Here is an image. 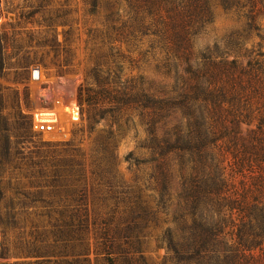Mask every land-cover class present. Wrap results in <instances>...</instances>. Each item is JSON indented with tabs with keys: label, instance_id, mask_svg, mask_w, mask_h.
I'll list each match as a JSON object with an SVG mask.
<instances>
[{
	"label": "rangeland",
	"instance_id": "rangeland-1",
	"mask_svg": "<svg viewBox=\"0 0 264 264\" xmlns=\"http://www.w3.org/2000/svg\"><path fill=\"white\" fill-rule=\"evenodd\" d=\"M107 13L104 2L93 7L90 0H0V213L29 216L39 225L31 228L29 219L21 220L7 238L0 226V252L3 242L10 248L0 264H35V258L16 255L13 246L27 245L31 234L36 244L47 238L46 250L57 252L54 224L71 212V199L86 198L89 214L100 225L110 222L116 236L124 233L131 207L134 212L136 203L154 204L158 198L142 184L148 171L138 163L148 141L143 108L129 96L116 94L122 100L115 102L114 93L101 89L177 100L198 73L219 68L230 32L244 21L216 6L211 22L179 40L148 23L107 19ZM257 23L264 32V7ZM259 41L253 34L244 47L264 52ZM233 57L230 52L227 59ZM79 88L84 98H93L91 104L79 103ZM48 94L77 104L80 114L73 119L59 106L54 132L37 133L31 112ZM181 114L174 109L167 124H177ZM165 226H150L141 242L154 264L167 256L160 240ZM89 238L94 241L92 231Z\"/></svg>",
	"mask_w": 264,
	"mask_h": 264
},
{
	"label": "trees",
	"instance_id": "trees-1",
	"mask_svg": "<svg viewBox=\"0 0 264 264\" xmlns=\"http://www.w3.org/2000/svg\"><path fill=\"white\" fill-rule=\"evenodd\" d=\"M90 1L93 7L106 4L107 19L148 23L179 40L211 22L216 6L244 21L230 32L229 50L219 68L198 73L177 100L157 98L148 91H141L139 98L101 89L114 93L115 102L129 96L135 107L143 108L148 141L146 157L138 163L148 171L142 184L158 200L154 204L146 200L140 207L136 203L134 212L131 207V216L122 223L124 233L116 236L110 234V222L100 225L89 214L86 198L71 199L67 204L71 212L54 224L53 247L59 250H46L47 238L36 244L29 234L27 245L16 247L13 242L16 255L35 258V264H154L144 256L141 242L150 226L162 222L167 224L160 236L167 256L161 264H264V52L244 47L253 34L261 40L259 47L264 42L257 23L264 0ZM92 99L84 98L79 88L80 104H91ZM176 108L182 120L169 126L166 119ZM24 219L31 228L39 227L29 216L0 213L3 236L7 238ZM9 250L3 242L1 257Z\"/></svg>",
	"mask_w": 264,
	"mask_h": 264
},
{
	"label": "built area",
	"instance_id": "built-area-1",
	"mask_svg": "<svg viewBox=\"0 0 264 264\" xmlns=\"http://www.w3.org/2000/svg\"><path fill=\"white\" fill-rule=\"evenodd\" d=\"M33 78H37L36 71L33 72ZM62 98H53L50 94L43 101V104L31 112V128L37 133L51 134L57 127L58 111L57 107L61 106L64 111L71 114L73 119L78 118L80 111L77 104L68 106L64 104Z\"/></svg>",
	"mask_w": 264,
	"mask_h": 264
}]
</instances>
